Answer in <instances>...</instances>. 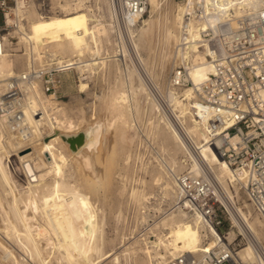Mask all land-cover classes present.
Returning a JSON list of instances; mask_svg holds the SVG:
<instances>
[{
    "label": "bare ground",
    "instance_id": "1",
    "mask_svg": "<svg viewBox=\"0 0 264 264\" xmlns=\"http://www.w3.org/2000/svg\"><path fill=\"white\" fill-rule=\"evenodd\" d=\"M104 1L109 4L108 17L114 20L115 24L123 23L129 29L139 28V37L144 36L150 30L152 25L150 18L141 15L126 20L120 9V0ZM160 1L162 0H147L146 9L149 12V17L159 8ZM185 1L178 0L176 4L177 12L173 23L177 26L178 33L183 19ZM215 1L212 10L214 18H230L239 12L249 0ZM56 3L64 10V13L40 16L32 5L27 8L22 13V20L25 17L27 24L20 21L13 32H8L11 38L15 37L13 33L18 34V42H22L27 50L29 49V55L31 52L38 53L40 49L48 47L64 55L68 60L74 59L75 63L82 62V64L76 65L81 71L89 69L93 71L96 65L98 67L107 65V62L112 59L107 58L109 56L100 55L99 45L102 37L108 34L110 21L108 23L100 18H92L87 9L81 6L70 7L69 0H56ZM98 3L97 8H99ZM5 22L7 24L11 22L8 15ZM138 22H141L142 25L139 26ZM206 26V20H201L191 26L189 43L185 50L180 45V38L176 31L174 29L167 31V37L170 39L168 40L174 47L173 62L179 59L183 60L187 68V77L190 80V85L182 87L178 92H172L171 98L169 97L187 137L184 139L170 121H161L163 118L159 117L160 121L156 123V132L162 139L160 147L168 149L173 158L170 162L171 174L168 171L169 166H167L168 170L157 174L155 180H163L164 193L175 201L179 196L175 173L183 167L181 162L176 160L175 154L179 151H186L192 162L189 171L197 174L204 171L205 174L211 176L222 203L230 213L233 226L237 228L238 234H243L247 239V242L238 250L239 260L242 264H264V245H262L264 242V221L256 214L252 215L250 210L242 211V206L237 205L233 194V190L237 192L239 184L244 185L245 176L242 173L236 176L220 157L215 146L208 139L207 122L205 119H198L195 109L192 108L194 105L197 106V88L208 79L213 71L212 63L205 54V48L197 47L193 42L191 43ZM3 39L4 47L0 53V91L5 79L15 73L13 59L10 58L12 54L7 49L10 39L6 35L3 36ZM170 56L172 55L170 54ZM30 63L29 60L28 64ZM133 73L124 66L116 78V86L111 93L105 97L104 95H95V99L91 102L88 100V103L79 110L77 119H73L66 113L65 107L61 105L62 101H56L53 95L43 93L39 83L34 82L28 95L27 110L29 112L34 109L41 110L42 119L37 121L27 113L29 122L34 125L35 134L27 142L20 141L0 121V184L3 185L2 187L0 185V264H99L101 260L103 261L115 252L103 249L102 226L104 225L98 216L95 202L91 201L88 192L83 191L78 184L71 183L69 180L73 176L72 167L64 147L70 146L68 138L77 135L76 133H79V130L81 131L86 124H90V127L87 125L89 128L85 127V131L81 132H85L87 140H83V144H81L85 145L84 148L87 146L89 151L94 150L95 140H99L100 137L105 138L107 130L113 126L117 128L122 141L128 140L125 133L134 128L132 117L136 110V100L133 98L137 93L145 90L142 77L137 73L138 76L134 82ZM179 78L180 72L175 70L174 84L178 83ZM87 87L86 81H80V92L87 90ZM103 105L109 108V110L107 108L110 113L109 117L99 115V107H103ZM152 108L156 110L157 107L154 105ZM99 127L101 131H104V134H99V138L96 135L97 139H94L95 134L92 137V132L97 128L99 130ZM44 130L49 131L46 135L50 136L48 140L43 135ZM85 134L82 135L85 136ZM85 137L82 138L85 139ZM188 140L190 144L192 143L197 155H195L194 149L188 146ZM81 144L79 145L81 146ZM78 147L77 145L74 149L76 150ZM11 148L17 150L29 180L23 194L17 195L18 192L16 194L11 190L10 196H8L9 194L5 193L4 184V181L7 183V180H5L1 169V163ZM74 149L71 152H75ZM83 151L85 152V149ZM74 155L75 153L73 157L76 156ZM86 155H88L87 176L90 179L85 181L90 188V186L95 187L104 181V176L96 165L97 160L94 153L89 152ZM130 157L131 155L127 151L123 160L127 162ZM106 182L109 185V181ZM130 192L131 195L137 196L139 199L147 198L143 190L132 188ZM162 222V227L168 229L156 235L157 239L152 242V248L145 245L143 248L135 245L126 247L125 245L124 249L133 254L135 261L141 260L144 264H162L159 259L161 256L195 252L217 244L218 238L223 239L220 232L210 223L204 225L200 224L197 219H188L183 210H176ZM235 235L236 232L231 229L226 236L232 240ZM20 252L25 254V258L22 257L23 255L20 256ZM138 252H143L144 256H140ZM116 263H118V256L114 255L111 264Z\"/></svg>",
    "mask_w": 264,
    "mask_h": 264
},
{
    "label": "built area",
    "instance_id": "2",
    "mask_svg": "<svg viewBox=\"0 0 264 264\" xmlns=\"http://www.w3.org/2000/svg\"><path fill=\"white\" fill-rule=\"evenodd\" d=\"M98 0H69V6L86 8L92 18L98 19ZM215 0H186L183 19L179 27L180 45L187 49L189 31L193 24L207 21L193 42L205 48L213 71L197 88L196 104L192 106L198 119H205L206 133L220 157L238 176L244 174L245 197L250 209L264 221V0H249L230 18H214ZM40 16L64 13L55 2L46 5L44 0H0V12L11 22L0 26V53L4 47L3 36L7 27L16 29L18 23L27 24L22 13L30 6ZM147 0H120V9L127 20L145 14ZM29 54V52H28ZM31 63L26 68L8 76L0 91V121L20 141H29L34 125L27 113L41 121L39 109L27 110L28 95L33 83L38 82L43 93L55 98L61 89V77L76 71L75 60L44 47L31 52ZM87 73L91 70H84ZM180 78L187 68L179 70ZM84 78V77H83ZM44 130L43 134H45ZM179 196L176 210H183L188 219L200 224L210 223L219 232L217 244L195 252H181L175 256H161L162 264H242L238 250L243 246V234L227 238L223 224L233 226L230 213L221 201L210 175L202 171H186L176 176ZM236 203L237 200H236ZM168 228L162 227L160 231ZM151 231L153 237L154 232ZM239 237V238H238ZM146 240V246L152 245Z\"/></svg>",
    "mask_w": 264,
    "mask_h": 264
},
{
    "label": "rangeland",
    "instance_id": "3",
    "mask_svg": "<svg viewBox=\"0 0 264 264\" xmlns=\"http://www.w3.org/2000/svg\"><path fill=\"white\" fill-rule=\"evenodd\" d=\"M37 1L41 0H33L34 5H36ZM44 2L46 5H49L50 3L54 4L56 0H44ZM98 2V18L108 23L110 21L111 24V26L108 24V34L105 37L103 36V41L101 40L100 42V55L104 57L109 56L107 58H111L112 60L108 61L105 66L101 65L98 67L96 65L95 70L89 73L77 68L74 72L62 75L61 89L56 97V101H62L63 104L61 105L65 107L66 113L73 119H77L79 110L88 103V100L91 102L95 99V95H104L105 97V95L111 93L116 86V78L124 66L134 72V82H136L138 74L142 77L145 90L137 93L133 98L136 100V110H134L132 117L134 128L129 129L125 133V137L128 138L127 141L121 140L120 134L115 126L107 130L105 138H101L99 134H104V131H101L99 127L100 131L97 128L94 130L95 132H92L93 135H91L93 137L95 134L94 139H97V135L98 138L100 137V141L98 139L95 140L96 144L93 145L94 150L92 151H89V148L86 146L88 149L86 151L87 149L84 148L85 145L82 146V144L83 140H87V136L85 132H81L85 131L84 128L87 125H90L86 124L81 131L79 130V133H76H82L86 136L82 135L85 139L82 138V141L79 143H82L81 146L76 144L73 148L68 145L64 147L69 164L72 167L73 176L69 180L71 183L75 182L78 184L83 191L88 192L91 201L93 203L95 202L98 216L102 219L104 225L102 226L104 235L103 249L104 251H115L111 256L105 258L103 261L101 260L99 264H111V259L114 255L118 256V263L116 264H144L141 260L135 261L133 254L124 249L125 245L126 247L135 245L136 247L143 248L146 246V240L150 239L155 241L157 239L156 235L162 233L160 231L163 223L162 220L169 217L171 213L176 212V200L173 201L169 195L164 193L162 188L163 180H155L157 174L160 172L169 169L168 171L171 174L170 162L171 158H173L172 153L168 149H162L160 147L162 139L156 132V123L160 121L159 117L161 116L163 118L161 121H170L184 139L187 137L177 117V111L172 101H170L172 92H178L182 87L190 85L187 74L181 76L178 83L174 84L173 82L175 70L185 67L182 59L178 58L179 60H176V63L173 62L174 47L171 41L169 42V37H167L168 29H174L179 35L178 28L173 23L174 16L177 12L176 4L178 0L160 1L159 8L150 14V17L148 16V10H146L143 17L150 18L152 25L150 30L146 32L148 34L142 37H139V28L129 29L123 23L115 24V21L108 17V2L104 0H98ZM112 22H114L113 25ZM138 23L139 26L142 25L141 22ZM0 26H5V19L1 12ZM14 30V28L7 27L4 30V34L10 39V43L7 44V49L12 54L10 58L13 59V69L16 73L26 68L29 60H31V55L26 54L29 49L27 50L22 42H18V34L13 33L15 37L11 38L8 32H13ZM84 73L86 74L84 75ZM80 81H86L88 83L87 90L83 92L79 91ZM154 105L157 107L156 110L152 108ZM103 107H99V115L109 117V108L104 105ZM47 133L49 131H45V134H43L46 140L50 138V136H46ZM187 143L191 149H194L189 140ZM77 145L79 147L77 148L78 150L76 149V152L74 148ZM110 145L111 148L113 146V150L110 148ZM80 147L85 149V152ZM73 149L75 152H71ZM127 151L131 157L125 162L123 156ZM193 151L197 155L195 149ZM89 152L94 153L97 160L96 165L104 176L103 183H100L101 187L104 182L109 181V185L106 182L107 184L105 183L106 186L104 184L102 190L100 184H97L99 186H93L94 188L92 186L88 188L89 185L85 181L90 179L87 176L88 155H86ZM72 153H75L76 156L74 155L75 157H73ZM175 158L183 165L175 173L176 178V175L189 171L192 162L186 151L177 152ZM167 166H169L168 169ZM1 169L5 175V180H7V183L4 181L6 187L5 193H8V196H10V191L12 190L16 194L18 192L17 195L23 194L28 186L29 177L20 162L17 150L15 151L14 148L10 149L8 155L4 157L1 163ZM0 185L1 187L3 186L2 184ZM239 185L237 192L233 190L235 199L238 202L237 205L242 206V211L247 212V210H250L252 215H255L246 200L243 184ZM132 188L143 190L147 198L139 199V197L131 195L130 191ZM221 228L225 231L232 229L238 234L237 228L234 226L229 227V223L223 224ZM150 230L154 232V236L147 238V236L151 235ZM242 240L244 244L247 242L246 238H242ZM262 245H264V242H262ZM149 247L152 248V246ZM17 252L19 254V251ZM138 253L140 256H144L143 252ZM20 256L25 258L23 252Z\"/></svg>",
    "mask_w": 264,
    "mask_h": 264
},
{
    "label": "water",
    "instance_id": "4",
    "mask_svg": "<svg viewBox=\"0 0 264 264\" xmlns=\"http://www.w3.org/2000/svg\"><path fill=\"white\" fill-rule=\"evenodd\" d=\"M81 140H82V134H77L76 136L68 138V142L70 143L71 148H73L76 144H79Z\"/></svg>",
    "mask_w": 264,
    "mask_h": 264
}]
</instances>
